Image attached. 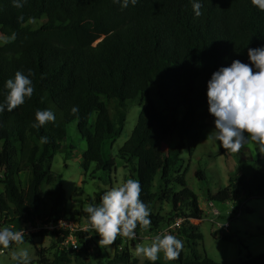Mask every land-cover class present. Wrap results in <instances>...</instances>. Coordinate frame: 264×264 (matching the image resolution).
I'll return each instance as SVG.
<instances>
[{"label": "trees", "instance_id": "obj_1", "mask_svg": "<svg viewBox=\"0 0 264 264\" xmlns=\"http://www.w3.org/2000/svg\"><path fill=\"white\" fill-rule=\"evenodd\" d=\"M21 2L16 7L13 0H0V34L8 39L0 45V102L5 82L17 71L31 73L34 92L11 112L0 113V226L14 218L23 223L79 219L66 207L61 176L51 168L55 154L70 139L67 128L74 127L85 142L83 171L94 165L112 173L109 150L123 132L128 108L136 104L141 111L117 150L119 158L139 180L140 198L148 208L157 197L151 193L156 179L171 209L167 223L182 219L187 223L180 228L182 235L202 241L198 226L188 219L201 221L205 213L184 174L174 169L183 153L191 156L207 128L214 126L206 96L212 73L236 59L249 63L248 48L264 45V12L251 0H200V16L193 11V0H138L135 5L129 0L127 7H122L123 0ZM37 22L40 26L33 28ZM48 109L55 121L33 127L37 110ZM22 172L30 174L24 188L18 179ZM195 176L204 178L200 170ZM102 195L97 194L96 204ZM263 196L264 166L247 178H229L214 194L207 192L211 203H234V214L242 210L238 206L245 198ZM153 228L159 224L154 222ZM89 233L77 236L85 253ZM181 233L175 235L180 240ZM40 235L58 236H34ZM195 250L188 259L183 246L173 261L217 264L206 256L201 259ZM43 254L35 250L37 260L28 264L65 261L62 255L48 261ZM240 264H264V254H247Z\"/></svg>", "mask_w": 264, "mask_h": 264}, {"label": "rangeland", "instance_id": "obj_2", "mask_svg": "<svg viewBox=\"0 0 264 264\" xmlns=\"http://www.w3.org/2000/svg\"><path fill=\"white\" fill-rule=\"evenodd\" d=\"M40 26V22L32 24L33 28ZM8 42L0 34V45ZM160 109V107L158 106ZM141 108L132 105L127 110L126 123L120 138L113 144L109 154L113 160L115 170L106 174L95 170L91 165L87 172L80 167V158L84 152L85 142L78 137L74 127H68L70 139L63 144L52 162V170L62 179L66 197V207L72 213L78 215L81 223H88L85 211L89 204H96L97 194L106 192L113 187L122 185L127 179L133 178L132 168L119 158L118 148L128 139ZM214 126H209L201 136L196 149L190 156L187 151L181 156V162L175 167L174 173L184 174L185 182L197 196L199 208L205 213L203 220L188 219V224L198 226V232L202 234V241L186 239L180 232V228L187 223L180 220L179 227L170 228L167 221L171 209L169 204L160 196L159 185L155 179L151 193L157 197L149 206L151 224L139 225L134 230L135 239H129L117 235L110 245H100L101 237L97 233L90 232L86 239L90 242L87 253L73 251L63 247V238L53 235L32 236L27 240L17 243L4 254H0V264H16L12 259L13 253L28 252V262L36 261L35 250L43 251L44 257L52 261L56 256H65L61 264H146L150 262L144 256H137L135 249L139 244L150 243L156 235L173 234L182 235L185 258L191 259L190 252L196 249L198 256H205L217 264H240L247 254L257 256L264 254V196L245 198L238 206L242 210H236L234 203H213L207 198V192L211 194L227 186L229 178L248 177L255 169L264 166V146L251 140L249 137L243 147L237 152L222 147L221 143L214 139ZM166 148V141L163 143ZM202 171L204 178L199 180L195 173ZM30 178L29 172L19 174L20 186L24 188ZM134 179V178H133ZM3 186L0 184V192ZM248 208L249 212H245ZM185 210H187L185 208ZM84 214V215H83ZM159 224V229L153 228V223ZM18 223L14 218L12 224ZM173 224V223H172ZM161 264H177L164 258L163 252L159 253L156 261Z\"/></svg>", "mask_w": 264, "mask_h": 264}, {"label": "clouds", "instance_id": "obj_3", "mask_svg": "<svg viewBox=\"0 0 264 264\" xmlns=\"http://www.w3.org/2000/svg\"><path fill=\"white\" fill-rule=\"evenodd\" d=\"M121 0H114L120 3ZM138 0H131L135 5ZM252 4L264 12V0H251ZM16 7H22L21 0H13ZM129 0H123L122 7H127ZM200 0H193V11L201 15ZM249 63L239 59L233 60L228 66H221L213 72L207 81L208 112L214 118V139L222 147L232 152L241 149L250 137L251 140L264 146V45L248 48ZM28 75L17 71L14 78L5 82L6 95L0 102V113L11 112L22 105L26 98L34 92L33 82ZM72 113L78 112L77 107ZM33 127L39 128L46 122L55 121V113L48 110H37ZM47 142V138H43ZM139 180L129 178L122 185L104 192L99 204H89L85 211L88 214L90 227L94 228L101 239L100 245L112 244L117 235L135 239L138 224H151L150 210L141 197ZM21 232L0 226V246L7 249L13 242H21ZM183 241L173 234L156 235L150 243L139 244L135 252L151 262L159 259L163 252L164 258L172 261L179 258L183 249ZM16 264H28V252L13 253Z\"/></svg>", "mask_w": 264, "mask_h": 264}, {"label": "built area", "instance_id": "obj_4", "mask_svg": "<svg viewBox=\"0 0 264 264\" xmlns=\"http://www.w3.org/2000/svg\"><path fill=\"white\" fill-rule=\"evenodd\" d=\"M212 205L213 203L210 202V207H212ZM18 221L20 222L19 225L18 223H14L5 227L21 232L23 240L41 233H55L63 238V247L70 248L76 252L81 248V244L77 237L79 233L85 234L88 231L96 233L95 229L90 227L87 222L83 224L78 218L62 217L50 222L40 219L27 223H23L21 219H18ZM179 224L180 220L174 221L170 228L179 227ZM16 244L17 242L11 243L7 249L0 246V254H4L10 247L15 246Z\"/></svg>", "mask_w": 264, "mask_h": 264}]
</instances>
